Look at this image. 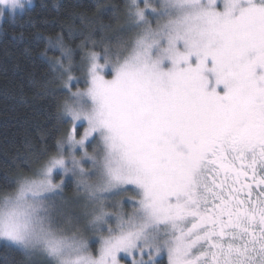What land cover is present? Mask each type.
<instances>
[{"label": "snow or ice", "instance_id": "6c2138e0", "mask_svg": "<svg viewBox=\"0 0 264 264\" xmlns=\"http://www.w3.org/2000/svg\"><path fill=\"white\" fill-rule=\"evenodd\" d=\"M121 16L78 63L48 38L71 128L6 178L0 239L42 264H264V0H124Z\"/></svg>", "mask_w": 264, "mask_h": 264}, {"label": "trees", "instance_id": "16d2710c", "mask_svg": "<svg viewBox=\"0 0 264 264\" xmlns=\"http://www.w3.org/2000/svg\"><path fill=\"white\" fill-rule=\"evenodd\" d=\"M123 4L124 0H31L23 10L5 11L0 18V192L6 178L11 190L17 176L34 171L35 154L45 146L54 147L69 128L58 118L62 95L50 83L49 60L60 53L48 47V38L59 34L78 61L83 55L81 43L89 35L99 40L110 34L117 21L113 17L121 16ZM72 185L68 179L66 196ZM0 264H42V260L27 261L20 249L1 244Z\"/></svg>", "mask_w": 264, "mask_h": 264}, {"label": "rangeland", "instance_id": "374dc122", "mask_svg": "<svg viewBox=\"0 0 264 264\" xmlns=\"http://www.w3.org/2000/svg\"><path fill=\"white\" fill-rule=\"evenodd\" d=\"M29 5H30V4H29ZM29 5H26V6H29ZM26 6H25V7H26ZM18 11H19V10H17L16 12H18ZM4 12H5V11H4ZM3 14H4V13H3ZM2 16H3V15H2ZM2 16H0V18H1ZM121 18H122V16H121ZM117 26H118V22L116 21V22H115V25L113 26L112 31L116 30ZM89 46H91V45H89ZM102 48H103V47H101L100 50H102ZM58 50H59V49H58ZM76 62L78 63L79 60L76 61ZM77 75H79V73H77ZM82 87H84L83 81H81L80 84H77L76 87H75V89H73V91H75L76 88H82ZM69 128H71V125H69ZM69 128H68V129H69ZM80 131L83 132V129L81 128ZM89 151H91V147L89 148ZM68 179H70V180L72 181V184H73V185H72V191H71L70 194L67 195V196L65 195V193H64V191H63V195H64L65 197L72 198V197L74 196L75 183H74V178L71 177L70 175L64 177L65 184H64V186H63V190H64V187H65V185H66ZM60 180H61V177L58 175V176L56 177V182L59 183ZM125 199H127V197H125ZM82 203H83V202H81V204H82ZM126 207H128V206L126 205ZM128 208H129V207H128ZM83 210H84V209H83L82 206L76 208V212H77L78 214H82ZM130 210H131V209L129 208L128 211H130ZM87 235L92 236V239L90 240V244H91V246H92L93 248H97V247L99 246V244H98V238H97L96 236L92 235L91 233H88ZM1 244H7V245H10V246H13V247L17 248L16 246L12 245L10 242L5 241V240H2V239H0V245H1ZM163 258H165L166 261H167V257H166V256H164ZM122 264H123V261H122Z\"/></svg>", "mask_w": 264, "mask_h": 264}, {"label": "clouds", "instance_id": "9594fccd", "mask_svg": "<svg viewBox=\"0 0 264 264\" xmlns=\"http://www.w3.org/2000/svg\"><path fill=\"white\" fill-rule=\"evenodd\" d=\"M19 4L24 8L26 5H29L31 0H18Z\"/></svg>", "mask_w": 264, "mask_h": 264}]
</instances>
